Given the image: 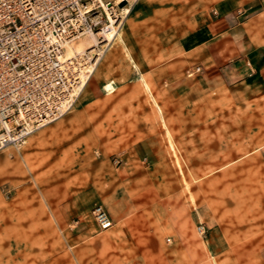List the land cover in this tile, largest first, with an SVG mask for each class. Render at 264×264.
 Listing matches in <instances>:
<instances>
[{"label":"rangeland","instance_id":"374dc122","mask_svg":"<svg viewBox=\"0 0 264 264\" xmlns=\"http://www.w3.org/2000/svg\"><path fill=\"white\" fill-rule=\"evenodd\" d=\"M215 2L116 0L125 44L99 50L66 114L0 151V264H264V78L197 70ZM251 12L228 15L224 62L259 41Z\"/></svg>","mask_w":264,"mask_h":264},{"label":"built area","instance_id":"2783aa9c","mask_svg":"<svg viewBox=\"0 0 264 264\" xmlns=\"http://www.w3.org/2000/svg\"><path fill=\"white\" fill-rule=\"evenodd\" d=\"M116 5V0H0V151L23 145L73 107L88 56L65 57L64 45L118 27ZM91 216L100 230L114 225L100 204ZM197 231L203 234L204 225Z\"/></svg>","mask_w":264,"mask_h":264},{"label":"crops","instance_id":"0c3cea01","mask_svg":"<svg viewBox=\"0 0 264 264\" xmlns=\"http://www.w3.org/2000/svg\"><path fill=\"white\" fill-rule=\"evenodd\" d=\"M244 5L251 6L252 16L246 19L245 21H243L242 24H244V28L246 32L248 31L254 32L259 41L255 43L254 48L242 54L237 55L229 62L227 61L224 62L223 58L225 57V55L220 50H218L217 47L229 41V39L226 40L224 36L227 33L236 32L238 27L237 24L232 23L230 21L228 15L234 14L237 8ZM123 8H125L126 13H129L130 10L128 8L126 7ZM211 9H213L217 13V15H215L211 19V22L208 25L210 32L212 34H217L223 37L217 36L216 38L211 39L210 42L207 39L205 43L201 46L202 48L199 50L200 53L197 55L195 59L197 60L196 63L197 66H199L198 67L199 70L205 71L206 75L208 76L210 75L212 76L216 74L215 71L219 70V65H221L220 70L223 69H227L228 71L230 70V72L238 80L247 78L253 72L258 74L260 78H264V0H216L214 6H212ZM119 30L120 29H118L117 33H115V35L111 38L110 41L119 40L123 44H125L121 32ZM191 55L194 56L193 54ZM109 60L110 59L104 60L105 65L107 61L109 62ZM104 61H102V64ZM104 86L105 84L103 85V89ZM107 89L110 90L111 88L107 87ZM153 150L154 153H156L155 149ZM125 264H140V263L132 259H128L125 261Z\"/></svg>","mask_w":264,"mask_h":264},{"label":"bare ground","instance_id":"6f19581e","mask_svg":"<svg viewBox=\"0 0 264 264\" xmlns=\"http://www.w3.org/2000/svg\"><path fill=\"white\" fill-rule=\"evenodd\" d=\"M116 27L117 26L112 25L109 28H103L101 31L79 36L65 43L64 45L65 57H71L77 54L85 53L88 49L92 48L93 46L95 47L96 44L103 43L102 45H98L99 46L98 49L97 48L95 49L96 51L94 52V55L97 56L94 55L90 57L88 56V59L85 58L86 60L82 63L84 65L80 71V81H79L80 93L82 92L85 85L87 84V82L95 72V68L99 63V59L101 56L100 53L104 50L102 47H107V45H109L110 43L111 38L115 35V33H117L119 27L117 28ZM100 49L102 50L101 52H99ZM79 94H77V96L74 95V100L77 99Z\"/></svg>","mask_w":264,"mask_h":264}]
</instances>
